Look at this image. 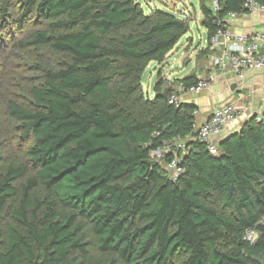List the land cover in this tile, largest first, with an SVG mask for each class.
Masks as SVG:
<instances>
[{
	"label": "trees",
	"instance_id": "obj_1",
	"mask_svg": "<svg viewBox=\"0 0 264 264\" xmlns=\"http://www.w3.org/2000/svg\"><path fill=\"white\" fill-rule=\"evenodd\" d=\"M216 1L217 11L200 0L207 58L226 16L246 2ZM12 19L18 32L36 19L47 28L18 39L11 55L59 59H41L31 109L7 104L33 144L27 163L0 174V264H264V123L249 119L212 155L193 137L198 106L169 103L177 81L159 69L152 99L142 86L148 67L163 65L188 34V19L146 14L136 0H0V21ZM178 82L195 85L197 75ZM3 153L0 134V160ZM175 154L176 180L168 170Z\"/></svg>",
	"mask_w": 264,
	"mask_h": 264
},
{
	"label": "rangeland",
	"instance_id": "obj_2",
	"mask_svg": "<svg viewBox=\"0 0 264 264\" xmlns=\"http://www.w3.org/2000/svg\"><path fill=\"white\" fill-rule=\"evenodd\" d=\"M141 4L144 12L150 14L154 10H161L174 14L180 18L188 19L190 31L184 36L175 49L168 55L163 65L152 63L146 70L142 86L147 97H154V88L157 81L158 69L162 71L164 79L166 75L171 80L185 76L207 64V56L204 47L209 45L207 29L202 25L203 14L200 8V0H136ZM208 5L214 6L215 0H207ZM19 10L16 9V12ZM5 27L0 21V134L4 140L3 159L0 160V174L10 165L27 163V151L33 144L32 135L25 136L20 124L15 122L7 113V104L14 101L22 107L31 109L32 98L30 88L39 79L37 67L42 61H57L58 56L46 53L42 58H37L31 52L16 55L10 54V47L25 34L47 28V24L36 19L25 24L18 32L13 19ZM14 32L15 38H14ZM16 39V40H15ZM212 48V47H211ZM207 69L208 65H207ZM208 71V70H207ZM169 81V80H168ZM26 183V181H25ZM42 200L51 201L46 192L37 190L35 193ZM15 205L16 201H12ZM3 223H12V219L6 215ZM84 241L89 244V258L96 262L100 257L97 240L91 228L86 225L82 235ZM176 263L180 258H176Z\"/></svg>",
	"mask_w": 264,
	"mask_h": 264
},
{
	"label": "built area",
	"instance_id": "obj_3",
	"mask_svg": "<svg viewBox=\"0 0 264 264\" xmlns=\"http://www.w3.org/2000/svg\"><path fill=\"white\" fill-rule=\"evenodd\" d=\"M244 12L241 14L231 12L224 22L226 25L217 31L211 39L210 45L213 53L208 57V71L205 76H197V83L186 86L182 82L178 83L177 88L169 95V103L179 108L183 103L184 95L198 96L210 90L218 78L228 74H234L241 78L248 71L264 72V25L262 28L251 35H237L227 28V24L236 21L240 16L257 14L264 12V5L256 0H246L243 5ZM214 9L219 10L218 2L215 0ZM198 111L195 112V116ZM239 115V109L234 104H225L215 107L210 118L205 121L198 129V138L207 144L208 150L212 155H218L219 140L225 128L234 122ZM259 123H264V107L256 115ZM179 149L183 144L179 142ZM169 149L164 148L152 153L155 158H162ZM168 170L171 172L172 179L176 180L183 172L180 166V159L175 157L168 163ZM249 239H253V234H249Z\"/></svg>",
	"mask_w": 264,
	"mask_h": 264
},
{
	"label": "crops",
	"instance_id": "obj_4",
	"mask_svg": "<svg viewBox=\"0 0 264 264\" xmlns=\"http://www.w3.org/2000/svg\"><path fill=\"white\" fill-rule=\"evenodd\" d=\"M203 20V17H202ZM264 25V12L240 16L236 21L228 23L227 28L237 35H251L259 31ZM204 49H206L204 47ZM211 54V53H210ZM207 64L201 68H195L193 72L180 78L171 80L166 75L171 84L177 81L174 88H177L178 81L184 77L195 73L197 76L207 74ZM159 72V69L158 71ZM183 103H192L198 106V115L196 116L197 127H200L207 121L214 108L234 104L239 109L237 119L229 124L221 138L223 140L230 134L240 131L243 125L252 117L258 115L264 107V72L248 71L243 78L228 74L218 78L210 90L198 96L184 95Z\"/></svg>",
	"mask_w": 264,
	"mask_h": 264
},
{
	"label": "water",
	"instance_id": "obj_5",
	"mask_svg": "<svg viewBox=\"0 0 264 264\" xmlns=\"http://www.w3.org/2000/svg\"><path fill=\"white\" fill-rule=\"evenodd\" d=\"M203 23H204V22H203ZM169 92H170V89H169V88L165 90V92H164V94H163L165 98L168 97ZM254 117H255V116H254ZM252 118H253V117H252ZM238 132H239V131H237V132H235V133H233V134H230L228 137H226L225 139H223L222 141H220V142H219V145H222V144L225 142V140H226L227 138H230L231 136H233L234 134H236V133H238ZM197 134H198V132H194V133H193V137L197 136Z\"/></svg>",
	"mask_w": 264,
	"mask_h": 264
}]
</instances>
